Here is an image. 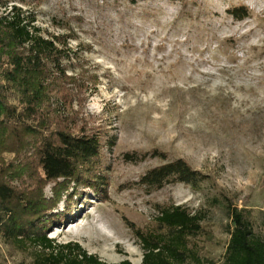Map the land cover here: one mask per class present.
Instances as JSON below:
<instances>
[{
	"label": "rangeland",
	"instance_id": "obj_1",
	"mask_svg": "<svg viewBox=\"0 0 264 264\" xmlns=\"http://www.w3.org/2000/svg\"><path fill=\"white\" fill-rule=\"evenodd\" d=\"M12 5L35 18L44 38L61 40L76 81L58 89L72 90L69 105L59 106L76 134L97 135L103 145L91 175L104 184H71L56 210L67 224L48 238L108 264H142L125 221L158 232L155 206H185L206 216L200 254L219 262L230 220L213 199L224 195L264 238V0H0V16ZM240 7L249 11L244 20L228 13ZM155 151L210 180L200 191L177 184L147 194L139 179L166 162ZM127 154L149 156L129 163ZM33 254L0 236V264H29Z\"/></svg>",
	"mask_w": 264,
	"mask_h": 264
},
{
	"label": "trees",
	"instance_id": "obj_2",
	"mask_svg": "<svg viewBox=\"0 0 264 264\" xmlns=\"http://www.w3.org/2000/svg\"><path fill=\"white\" fill-rule=\"evenodd\" d=\"M228 13L236 20L249 16L245 7ZM61 45L59 38H44L35 18L21 7L12 5L0 16V236L19 249L33 248L29 264H108L79 244L57 245L47 236L52 228L67 224L69 216L56 210L71 184L77 189L104 184L91 175L101 159V139L83 130L76 134L59 106L69 105L72 90L58 89L76 81L67 74L63 63L67 50ZM8 154L12 159L3 157ZM148 156L127 154L125 159L138 163ZM152 157L166 162L139 179L138 185L147 194L177 184L200 191L210 180L183 159L167 161L159 151ZM24 178L31 181L29 186ZM15 180L21 185H15ZM50 184H55L53 197L47 198L45 188ZM213 202L224 206L230 220V237L221 261L204 260L200 254L203 213H193L185 206H155L158 232L144 233L125 221L144 251L142 264H264V238L254 234L251 216L225 195Z\"/></svg>",
	"mask_w": 264,
	"mask_h": 264
}]
</instances>
